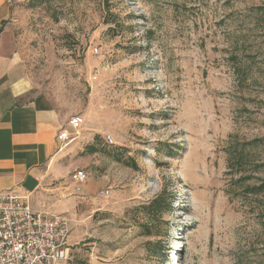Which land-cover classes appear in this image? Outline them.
<instances>
[{"label":"rangeland","instance_id":"1","mask_svg":"<svg viewBox=\"0 0 264 264\" xmlns=\"http://www.w3.org/2000/svg\"><path fill=\"white\" fill-rule=\"evenodd\" d=\"M260 6L4 0L0 52L26 96L83 117L39 204L69 220L63 264H264V201L248 191L264 178ZM163 192L154 219L143 206Z\"/></svg>","mask_w":264,"mask_h":264},{"label":"crops","instance_id":"2","mask_svg":"<svg viewBox=\"0 0 264 264\" xmlns=\"http://www.w3.org/2000/svg\"><path fill=\"white\" fill-rule=\"evenodd\" d=\"M27 92L16 56L0 52V192L27 197L33 209L42 210L43 197L55 189L46 184L58 175L57 134L71 128L64 111L36 105V96Z\"/></svg>","mask_w":264,"mask_h":264},{"label":"built area","instance_id":"3","mask_svg":"<svg viewBox=\"0 0 264 264\" xmlns=\"http://www.w3.org/2000/svg\"><path fill=\"white\" fill-rule=\"evenodd\" d=\"M79 114L71 115L67 125L78 130ZM60 145L73 137L66 129L57 134ZM76 184L84 182V172L76 174ZM79 190V189H77ZM101 194L107 195V190ZM69 220L31 207L27 197L0 192V264H63L68 260Z\"/></svg>","mask_w":264,"mask_h":264},{"label":"trees","instance_id":"4","mask_svg":"<svg viewBox=\"0 0 264 264\" xmlns=\"http://www.w3.org/2000/svg\"><path fill=\"white\" fill-rule=\"evenodd\" d=\"M260 7L261 8L259 9H261L264 12V6H260ZM41 100H44V98L42 96H37L35 98L36 105H38L39 102H41ZM44 107H48V108L50 107L47 101L44 102ZM92 150L94 151L95 148H92ZM124 163L127 164L128 162H124ZM248 189H249L248 191L253 194H262V202L264 201V178H262V182H260L258 185H252ZM163 194L164 192L160 195H157L148 204L143 206V208L146 209V212L154 219L157 218L159 215H161L167 209L164 203ZM148 231L149 232L151 231L150 228H148Z\"/></svg>","mask_w":264,"mask_h":264}]
</instances>
